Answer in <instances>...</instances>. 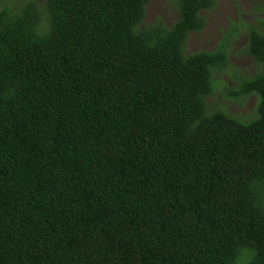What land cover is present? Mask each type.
<instances>
[{
	"label": "trees",
	"instance_id": "trees-1",
	"mask_svg": "<svg viewBox=\"0 0 264 264\" xmlns=\"http://www.w3.org/2000/svg\"><path fill=\"white\" fill-rule=\"evenodd\" d=\"M150 1L0 0V264H264L263 17L195 52L216 0Z\"/></svg>",
	"mask_w": 264,
	"mask_h": 264
},
{
	"label": "rangeland",
	"instance_id": "rangeland-1",
	"mask_svg": "<svg viewBox=\"0 0 264 264\" xmlns=\"http://www.w3.org/2000/svg\"><path fill=\"white\" fill-rule=\"evenodd\" d=\"M37 2L40 5L45 4V0H37ZM259 10H264V0H216L214 6L203 11V15L206 17L205 28L191 32L187 44L188 51L213 50L222 36L227 33H229L232 42L234 41L231 52L232 49L238 51L248 48L250 25L255 24L263 16ZM157 17H161L167 26H171L179 17L176 0H151L147 6L146 22H153ZM43 24L46 26L47 21L45 20ZM247 59L248 57L242 60L238 55L235 60L241 66L247 65L248 69L255 74L260 67L254 66L255 63L253 66L248 64ZM221 78L228 79L229 83L233 82L228 75ZM218 97L221 99L220 94ZM243 101L244 106H236L237 111L245 112L252 109L257 102V97L250 96ZM225 104L233 108L234 102L232 99H228ZM232 111L237 112L234 108ZM250 116L252 118L256 116L254 109Z\"/></svg>",
	"mask_w": 264,
	"mask_h": 264
},
{
	"label": "clouds",
	"instance_id": "clouds-1",
	"mask_svg": "<svg viewBox=\"0 0 264 264\" xmlns=\"http://www.w3.org/2000/svg\"><path fill=\"white\" fill-rule=\"evenodd\" d=\"M146 17H147V15L145 16V19H143V22H142V24L140 26L144 27L146 25ZM262 17H263V20H264V12H263V16ZM45 20L47 21V25L46 26H48V16L45 18ZM254 25L255 26H258V27L261 26V24L259 23V21H257L255 24H251L250 27L251 26H254ZM261 31L264 32V28H262Z\"/></svg>",
	"mask_w": 264,
	"mask_h": 264
}]
</instances>
